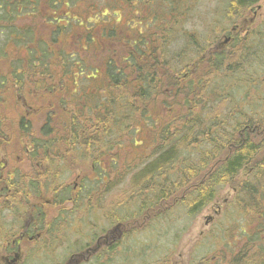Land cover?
<instances>
[{
	"label": "rangeland",
	"instance_id": "1",
	"mask_svg": "<svg viewBox=\"0 0 264 264\" xmlns=\"http://www.w3.org/2000/svg\"><path fill=\"white\" fill-rule=\"evenodd\" d=\"M169 1L172 4L161 0H84L72 4L67 17H63L69 26L57 39L60 45L51 47L67 52L74 51V44L86 47V51H76L84 63L73 57L70 60L73 72L63 78L58 71L42 77L37 71L38 87L33 83L21 89L0 85V126L4 123L5 134L9 135L8 140H0V165L6 158L5 148L10 153L7 165L0 170V189L6 187L1 183L6 182L8 175L12 178L13 190H18L14 187L18 181L15 177L28 179L27 184L30 174L47 177L39 178L42 183L39 196L34 197V191L27 190L23 199V192L12 198L9 211L0 206V250L27 222V215L35 205V212L42 215L39 226L44 229H38L40 240L22 243L18 264H68L73 253H83L87 246L93 248L95 239L104 232L115 242L117 235L113 234L118 224L123 230L116 242L118 248L107 249V259L99 263L93 255L80 264H227L248 248L249 241L242 231L251 233L255 230L252 225H264V218L257 220L255 207L243 211L244 194L248 195L249 191L241 193L244 187L258 194L264 191V174L256 169L264 164V128L263 123L260 125L264 119V0L254 5L238 23L233 21L238 18L237 12L232 15L230 10L231 0H174L178 1L174 3L178 8L173 0ZM254 12L256 17L250 22ZM56 14L51 17L59 19ZM31 17H20L14 25L18 29L34 28L41 42L50 43L57 24L42 17L34 20ZM173 19L180 21V27H172L174 33L168 38L172 49L168 62L178 68L189 64L191 68L181 74L189 77V82L200 81L203 88L188 86L186 80H181L183 92L176 100L173 92L165 91L163 95L158 92L157 104L148 103V113L142 108L146 110L144 116L151 115V119L133 117L121 102L130 90L123 86L110 87L106 64L111 61L116 68H121V62L135 50L134 40L148 37L153 27L167 28L175 24ZM235 23L238 27L232 34ZM87 34L92 40H87L88 46L84 42ZM229 36L232 38L229 44L217 49L216 45ZM77 39L84 41L77 42ZM188 42L199 44V53ZM23 47V43L18 48L10 44V57H7L2 53L6 47L0 37V83L5 73H10L9 81L13 80L11 75L16 73L11 66L20 62L16 59L26 61ZM219 52L226 57L217 65V70H210L208 59L214 63V54ZM208 54L214 56L209 58ZM50 61L53 69L60 68L57 53ZM76 64L83 65V75H79ZM91 69L99 70L95 77H91ZM16 71L25 73L21 69ZM165 71H160V75ZM109 98L113 102L109 103ZM94 102L97 106L106 104L108 111L119 113L120 118L110 116L109 132L99 130L96 136L100 140L87 143L88 148L85 144L81 147L79 143L85 140L80 137L76 143L73 133L82 134L87 130L86 138H91L89 126H94L96 114L90 106ZM117 119L123 124L120 128L113 127ZM191 120L207 129L217 125L239 143L249 139L260 151L256 162L240 169L231 184L215 186L212 202L195 214L190 213L188 201H183L195 196L197 185L207 174L219 170L231 147H226L219 159L209 160L205 168H199L198 177L189 185L174 188V180L170 178L163 190L172 196L165 201L155 199L162 185L154 184L153 179L144 188L133 182L144 170L143 166L158 155L160 142L156 128L170 123L172 130L173 125ZM220 120L226 127L219 125ZM204 148L207 147L203 145ZM45 151L48 157H42ZM178 155L173 164L184 160L185 167L192 168L199 167L202 161L200 154L190 149L179 150ZM142 200L146 207L141 212ZM258 203L260 208L264 207L263 201ZM55 222L64 224L56 226ZM48 228L58 232L50 233ZM257 232L261 233V229Z\"/></svg>",
	"mask_w": 264,
	"mask_h": 264
},
{
	"label": "trees",
	"instance_id": "2",
	"mask_svg": "<svg viewBox=\"0 0 264 264\" xmlns=\"http://www.w3.org/2000/svg\"><path fill=\"white\" fill-rule=\"evenodd\" d=\"M81 1L84 0H0V37L3 39L4 47H6L5 49H2V53H6L3 55L10 57L8 46L12 44L15 48H18L21 46V43H23L25 46L23 49L26 55V61L19 58L15 61L20 62H16L14 66H11V70L16 73L11 75L13 80L9 81L10 73H5L1 80L2 83H0L1 86L8 84L9 86L21 89L25 84L31 85V83H33L35 87H38L39 75L37 74V71L41 74L39 77L48 73L50 75L51 72L58 71L56 73L60 74V77L63 78L70 72H73L70 61L73 57L81 63H84L76 51H86V47L74 44L73 52H67L61 48L53 49L51 47V45H53V47L60 45L57 39L61 34L65 33V29L69 26L67 25L69 24L68 20H63V17H67L72 4H78ZM156 1L160 0H155V2ZM161 1L169 2V5L172 4L169 0ZM257 1L258 0H231L229 7L232 11V15L237 12V18L244 16V11H240V9L244 10L245 6L255 4ZM174 3H178V1L173 0V4ZM174 6L177 8L179 7L176 4H174ZM169 11L171 12L172 10L170 9ZM54 13H57L56 15H58L59 19L51 17V14ZM25 16H32L31 18L33 20L42 17L44 21L49 20V22L56 23L57 27L53 31L55 34V37H52L53 40L50 41V43L41 42L37 35V31H35L34 28H16L14 22L18 18ZM63 21L66 22V25H60ZM154 21H156L155 18ZM4 24H7V26ZM172 27L174 26L167 25V28L164 26L153 27V29L151 28L149 30L148 37L143 36V38L134 40L132 45L135 46V50L129 52V56L121 62V68H116L111 61L106 64V75L111 83L110 87L123 86V88L130 90V94H128L124 89L127 96L121 98V102L124 105L126 104L127 108H129L130 115L133 117L139 115L140 119L146 120L149 118L150 120L151 115L144 116L146 110L142 108H146L148 113V103L157 104L156 102L159 97L158 92H160L161 95H163L165 91H168V93L173 92L174 99L176 100L178 94L183 92L181 80H186V85L188 86L195 85L199 86L198 88H203L200 81L193 80L192 82H189V77H185V75L181 74L183 71H187L191 68L189 64L178 68L168 62L169 51L171 52L172 50L168 46V38L174 33ZM104 37H106L105 33ZM85 38V41L77 39V42L84 41L86 46H88L87 40L90 39V36L88 37L87 34ZM146 38L148 39L145 40ZM89 42H92V40L90 39ZM187 44L199 53V44L190 42ZM10 53L12 54L14 52L11 50ZM56 53L60 60L59 69H53V61H50L53 55L56 57ZM214 55L216 56V59L214 60L215 63H211L210 59H208V67L210 70H217V65H221L220 63H223V60L226 57L222 52L215 53ZM214 55L208 54V57L211 58V56ZM218 56L221 59L217 60ZM200 60L203 59L200 58ZM19 64L20 67L16 68ZM76 66L79 75H83V65L76 64ZM18 69L23 70V72L25 71V73L19 74L18 71H16ZM197 69H199V65ZM218 69H220V67H218ZM162 70L166 71L163 72L164 74L160 75L159 72ZM91 71V77H95L99 72L97 69H91ZM112 72L117 74L112 75ZM36 77L37 79L34 80ZM87 77L88 76H85V78ZM62 82L64 83L65 81L62 79ZM186 85L184 87H187ZM60 86L62 87V84H60ZM177 89L180 92L176 93ZM111 99L112 98H109V103L113 102ZM133 101L134 103L136 101L138 103L134 104ZM95 102H97V100ZM95 102L90 106V108L93 107L92 109H95L96 114L94 118V126H89L91 138L87 140V130H84L82 134L77 131L73 133V139L76 143H78L80 137L82 141L85 140L84 143H79L81 147H84L83 144H85L88 148L89 145L87 143L93 142L94 139L100 140V138L96 136L99 130H103L105 133L109 132L110 129L107 124H109L110 116L114 115L115 117L120 118V116H118L119 113L108 111L109 107L107 108L106 104L102 103L100 104L101 106H97L95 105ZM187 102L191 103L189 101ZM97 110H99L98 113ZM190 113L192 112L190 111ZM156 115L159 114L156 113ZM195 115H198V112L195 113ZM219 122H221L219 124L220 126L226 127L224 121L220 120ZM85 123L86 122H84V125H86L87 129L88 126L87 123ZM262 123L263 125H261ZM260 125L264 128V119ZM114 126L120 128L123 124L117 119V122L114 123L113 127ZM103 127L108 130H105ZM156 129L158 130V133L155 132V134L159 137L160 142L158 155L155 160L149 163V165L143 166L144 170L135 176L133 182L137 187L144 188L147 181L151 178V180L153 179L154 184L157 183L158 185H162L155 197L158 202L165 201L172 196L166 195L163 190L164 187L170 183V178L174 180V188H182L189 185L192 183L193 179L198 177L199 168H205L206 163L209 160L215 161L219 159L226 150V147H231V152L227 155L228 157L221 162L222 164L220 166H218L219 170L216 169L207 174L197 185L198 187L196 186L195 196L183 201H188L187 207L189 208L190 213L194 214L200 212L212 202L216 194V192H214L215 186L217 187L220 183L223 185L231 184L238 175L240 169L255 163L260 153L259 147L252 144L249 139H246L243 143H239L234 140L232 136L228 135L226 131H223L219 126L213 124L207 129L204 128V125L201 123L191 120L176 124L175 126L173 125L172 130L170 128V123L161 124ZM203 145L207 148L203 149ZM92 147H94L93 143ZM184 149H190L200 154L202 161L200 162L199 167H185L186 163L184 160H180L177 164H173L175 158L180 156L178 155V151ZM100 152L102 153L103 151ZM256 169L258 173L259 171H262L264 174V164H261ZM251 190L253 193L250 195ZM251 190L244 187L241 191L242 194L249 191L248 195L244 194L246 197L244 198L245 202L242 203V209L243 211H246L247 207H249V209L255 207L257 210L254 213L258 215L257 220H259L264 218V207L260 208L261 204L258 203L259 200L264 202V191L258 194L253 189ZM257 195L259 196L258 200H256ZM144 204L145 202L142 200L140 202L141 212L146 207ZM252 227H255V230L251 233L242 231L249 241L246 251H244L242 256V253L237 255L227 264H264V225L258 224L257 226L252 225ZM258 229H261V233L257 232ZM199 264H201V262Z\"/></svg>",
	"mask_w": 264,
	"mask_h": 264
},
{
	"label": "flooded vegetation",
	"instance_id": "3",
	"mask_svg": "<svg viewBox=\"0 0 264 264\" xmlns=\"http://www.w3.org/2000/svg\"><path fill=\"white\" fill-rule=\"evenodd\" d=\"M261 0H258L255 4H251V5H247L245 6L244 10V16L239 17L237 20H233V21H238L242 20L243 18H245L246 13H248L254 5L258 4V2ZM258 10L260 9V7H256ZM256 13H253V18H249L250 22L254 21V18ZM173 22L175 24H172L174 27H180L179 26V20L178 19H173ZM237 23L233 24L232 28V34L235 33V31L237 30ZM228 39V40H227ZM232 40L231 36L229 37H224L223 41L219 44L216 45L217 49H222L224 48L227 44H229V42ZM4 87V86H3ZM5 125L3 123V127L0 126V140H8L9 135L5 134L4 129ZM3 134V135H2ZM5 153H6V158L3 159L2 164L0 165V170L4 169V167L7 165L6 159L10 156V153L6 150L5 148ZM46 155V156H45ZM45 155H42V157H48V153L47 151H45ZM40 157V155H39ZM59 158H61V156H58ZM57 158V159H59ZM57 161L56 159L54 160V162ZM54 164V163H53ZM44 171H41V173H43ZM39 175V176H38ZM34 174L31 176H29L30 182H28L27 184V180L24 181L23 179H21V177H15L18 179V181H16L14 187H18V190L15 189L13 190L12 187V178L10 175H8L6 182H2L1 185H4V183L6 184V187H2V189H0V206L1 208L4 209V211H9L10 207L9 204L12 203V198L16 195V194H20L21 195V199H23V195L27 192L28 193L34 191V197L39 196V192L38 189L40 187V185L42 186V183H39V178L41 179H47V177L40 175V173ZM36 177V178H35ZM2 178V175H0V179ZM99 180H96V183L99 184ZM37 184V186L35 185ZM92 185H95V183L92 182ZM30 186V187H29ZM30 189V191H29ZM14 191V193H13ZM33 197V198H34ZM32 198V199H33ZM21 202V200H20ZM75 202V201H74ZM36 208L37 206L35 205V207H33V209L30 210V213H28L27 215V222L24 223V225H22L20 227V230L17 234H15V237L12 239V241L7 244H5L3 246V249L0 250V264H18L20 259H21V247H22V243L24 241L27 242H34V241H39L41 234L40 231H38V229L43 230L44 228L40 227V221L42 220V215L40 212L36 213ZM22 218V216H21ZM56 226H62L64 224V222L61 223H56ZM62 224V225H60ZM122 226L121 224H118L116 226V229L114 230V234L113 235H117V239H115L116 241L114 242L112 238H109L108 235H106V232L100 234L96 239H95V246L93 248H90V246H87V248L85 249V251L80 254H74L70 256V259L68 261V264H80L81 262H85L88 261L93 255L96 257L95 258V262L99 263V260H104L107 259V255H106V250L107 249H113L116 250L118 248L119 245L116 244V242H118L123 234V230L121 229ZM50 233L51 232H58V229H47ZM38 231V232H37ZM47 232V231H46ZM113 232V231H112ZM111 233H109L110 235ZM113 241V242H112ZM33 247V246H31ZM25 248H27V246L25 245ZM37 251H35L34 253H36ZM99 261V262H98Z\"/></svg>",
	"mask_w": 264,
	"mask_h": 264
},
{
	"label": "bare ground",
	"instance_id": "4",
	"mask_svg": "<svg viewBox=\"0 0 264 264\" xmlns=\"http://www.w3.org/2000/svg\"><path fill=\"white\" fill-rule=\"evenodd\" d=\"M16 26V25H15ZM251 45V44H250ZM252 47V46H251ZM254 54V53H253ZM245 55V54H244ZM218 60V59H217ZM240 60V59H239ZM246 62V61H245ZM249 62V61H248ZM215 63V62H214ZM218 63V62H217ZM238 63V62H237ZM219 64V63H218ZM221 64V63H220ZM246 65H248V64H246ZM220 66V65H219ZM226 69V68H225ZM232 71V70H231ZM241 71V70H240ZM237 73V72H236ZM249 73V72H248ZM230 75V74H229ZM247 75V74H246ZM255 76V75H254ZM230 77V76H229ZM252 78V77H251ZM220 80H222V79H220ZM237 80V79H236ZM238 82V81H237ZM248 82V81H247ZM221 83V82H220ZM230 84V83H229ZM263 85V84H262ZM236 89V88H235ZM256 91V90H255ZM244 92V91H243ZM262 93V92H261ZM255 97V96H254ZM260 101V100H259ZM256 102V101H255ZM228 104V103H227ZM239 104V103H238ZM229 105V104H228ZM255 107V106H254ZM260 108V107H259ZM262 109V108H261ZM241 110V109H240ZM252 110V109H251ZM264 111V110H263ZM261 115V114H260ZM249 117V116H248ZM261 118H263V117H261ZM18 119V118H17ZM8 120V119H7ZM235 120V119H234ZM233 120V121H234ZM242 120V119H241ZM238 121V120H237ZM5 122V121H4ZM11 122V121H10ZM242 122V121H241ZM232 124V123H231ZM249 125V124H248ZM232 129V128H231ZM3 135V134H2ZM237 139V138H236ZM238 141V140H237ZM45 148V147H44ZM227 153V152H226ZM225 153V154H226ZM192 154V153H191ZM203 154V153H202ZM46 156V155H45ZM188 161V160H187ZM196 162V161H195ZM189 163V162H188ZM36 178V177H35ZM37 185V184H36ZM250 185V184H249ZM25 192V191H24ZM23 192V193H24ZM226 248V247H225ZM229 252H230V250H229ZM216 257V256H215ZM99 262V261H98ZM82 263V262H81ZM86 263V262H85ZM89 263V262H88ZM92 263V262H91ZM131 263V262H130Z\"/></svg>",
	"mask_w": 264,
	"mask_h": 264
},
{
	"label": "water",
	"instance_id": "5",
	"mask_svg": "<svg viewBox=\"0 0 264 264\" xmlns=\"http://www.w3.org/2000/svg\"><path fill=\"white\" fill-rule=\"evenodd\" d=\"M228 40V39H227Z\"/></svg>",
	"mask_w": 264,
	"mask_h": 264
}]
</instances>
